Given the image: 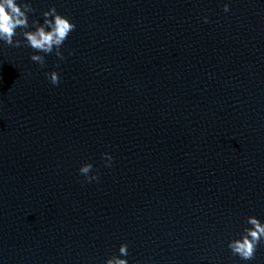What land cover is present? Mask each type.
Listing matches in <instances>:
<instances>
[{
	"label": "water",
	"instance_id": "95a60500",
	"mask_svg": "<svg viewBox=\"0 0 264 264\" xmlns=\"http://www.w3.org/2000/svg\"><path fill=\"white\" fill-rule=\"evenodd\" d=\"M31 3L76 28L0 44V264H264L227 247L264 221V0Z\"/></svg>",
	"mask_w": 264,
	"mask_h": 264
},
{
	"label": "clouds",
	"instance_id": "9594fccd",
	"mask_svg": "<svg viewBox=\"0 0 264 264\" xmlns=\"http://www.w3.org/2000/svg\"><path fill=\"white\" fill-rule=\"evenodd\" d=\"M223 10L225 12L230 10L229 3L223 4ZM33 11L31 0H0V44L14 47H19L21 44L27 45L34 50L30 56L31 61L41 67L45 66L47 54L54 53L58 62L63 61L65 56L61 47L69 34L75 30L76 24L68 16L58 12L53 5L42 12V22L33 19L30 26L28 14ZM204 20L207 22L208 18L205 16ZM17 29L20 31L18 32ZM71 54L70 51L69 55ZM45 76L51 84L59 83L60 76L56 70L46 72ZM102 156L105 158V165L110 167L113 156L108 152L102 153ZM92 169L93 164L85 162L81 164L78 171L85 180L92 182L99 179L98 174L90 175ZM261 241H264V221L255 215H249L242 231L236 238L228 240L227 247L234 256L247 262L253 259ZM118 253L107 257L104 264H128L127 243L122 242L119 245Z\"/></svg>",
	"mask_w": 264,
	"mask_h": 264
}]
</instances>
